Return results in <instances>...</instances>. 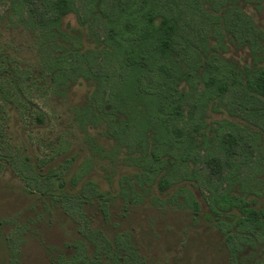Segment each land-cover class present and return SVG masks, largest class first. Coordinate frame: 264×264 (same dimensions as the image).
I'll return each instance as SVG.
<instances>
[{"label": "trees", "instance_id": "obj_1", "mask_svg": "<svg viewBox=\"0 0 264 264\" xmlns=\"http://www.w3.org/2000/svg\"><path fill=\"white\" fill-rule=\"evenodd\" d=\"M33 1L41 12L30 8V0H10V16L35 31L40 53L47 51L40 79L48 77L58 92L79 79L92 84L76 117L83 127L100 128L126 154V164L138 169L133 181L124 179L120 194L131 203L152 187L163 193L181 183L203 186L211 214L239 212L236 234L231 236L226 222H221L224 229L218 226L230 264H236L240 245L264 234V209L246 199L260 195L257 175L264 165V32L242 9L250 4L260 10L263 0H87L80 8L75 0ZM68 15L86 29L92 48H84L79 29L63 28ZM230 47L246 49L250 61L225 58ZM30 75L0 53V95L21 114ZM221 110L242 122L207 121L208 112ZM93 150L102 158L108 155L97 146ZM59 153L54 149L52 156ZM0 159L38 192L52 196L66 214L72 212L67 202L75 198L78 212L96 201L103 220L108 219L110 198L96 183L85 181L74 195L65 191L62 175L73 157L42 176L27 158L15 160L10 149ZM213 164L226 169L218 182L208 181L198 169ZM83 175L75 172L69 188ZM177 194L199 213L188 189L179 187ZM89 233L83 236L115 264L133 261L125 234L110 242L98 231ZM84 249L78 246L69 260L61 257L56 264H90Z\"/></svg>", "mask_w": 264, "mask_h": 264}, {"label": "rangeland", "instance_id": "obj_2", "mask_svg": "<svg viewBox=\"0 0 264 264\" xmlns=\"http://www.w3.org/2000/svg\"><path fill=\"white\" fill-rule=\"evenodd\" d=\"M86 1L75 0V3L80 8ZM105 5L108 10V2ZM261 5L260 10L250 4L242 5V9L264 32V0ZM30 8L42 11L33 0ZM26 17L23 8V20ZM63 28L79 29L84 48L93 47L85 37L86 29L77 24L74 15L63 18ZM37 40L35 31L11 18L10 0H0V53L9 64L31 72L25 80L28 86L24 114L0 95V154L10 149L15 160L18 156L27 158L26 163L39 176L49 169H61L65 159L73 157L62 175L66 179L65 191L74 195L85 181L96 183L110 198L108 219L103 220L96 201L84 205L81 213L78 212L75 198L67 202L72 212L66 214L52 196L38 192L31 180L19 178L0 159V264H56L61 257L69 260L80 245H84L90 264H115L83 236L90 231L88 237L98 231L110 242L116 235L125 234L135 255L129 264H229L223 233L218 226L225 228L221 222L234 226L239 212L234 209L220 217L211 214L206 189L191 183L176 184L163 193L152 187L138 202H127L120 190L126 187L124 179L133 181L138 169L126 164V154L116 149L100 128L83 127L76 117V109L86 104L92 84L79 79L58 92L48 77L40 79L47 51L40 53ZM223 56L239 64L250 61L244 48L230 47ZM220 120L242 122L223 110L208 112L207 121ZM94 146L108 155L100 157ZM54 149L60 153L53 157ZM79 169L84 175L71 189L69 178ZM198 169L212 182H218L226 170L216 164L199 165ZM257 179L260 195H249L246 199H252L256 209H264V165ZM179 187L192 193L200 207L198 214L184 204V196L177 194ZM252 241L240 245L236 264H264V234Z\"/></svg>", "mask_w": 264, "mask_h": 264}, {"label": "flooded vegetation", "instance_id": "obj_3", "mask_svg": "<svg viewBox=\"0 0 264 264\" xmlns=\"http://www.w3.org/2000/svg\"><path fill=\"white\" fill-rule=\"evenodd\" d=\"M262 4V3H261ZM262 6V5H261ZM235 221V220H234ZM233 221V223H234V226H230L229 227V233L231 234V236H233L234 234H236V226H235V222ZM224 229V228H223ZM223 238H224V246H225V248H226V250H227V247H226V244H225V237H224V235H223ZM238 253V252H237ZM227 255H228V261H229V264L231 263V259H230V257H229V254H228V250H227ZM236 263H237V260H236Z\"/></svg>", "mask_w": 264, "mask_h": 264}]
</instances>
